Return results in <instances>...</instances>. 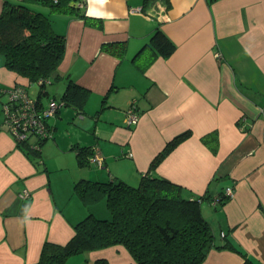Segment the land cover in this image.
Here are the masks:
<instances>
[{"label": "crops", "instance_id": "0c3cea01", "mask_svg": "<svg viewBox=\"0 0 264 264\" xmlns=\"http://www.w3.org/2000/svg\"><path fill=\"white\" fill-rule=\"evenodd\" d=\"M45 7L66 38L59 83L49 88L61 94L71 78L87 89L84 111L90 118L84 112L81 127L91 138L73 129L59 133L52 117L54 138L44 145L50 154L43 148V162L35 163L0 123V264H35L46 241L67 243L87 213L74 198V183L112 178L80 174L76 145H97L117 177L125 173V179L137 180L152 172L180 184L186 196L207 193L202 211L217 242L225 241L224 232L254 263L264 264V0L78 3L77 12L96 23ZM157 27L174 48L143 69L152 59L147 43ZM107 42L125 43V54L106 51ZM17 80L0 59V87ZM131 107L138 119L129 123ZM70 108H60L58 115L70 119ZM186 131L190 135L151 168L166 143ZM212 132L219 140L215 152L202 140ZM228 186L235 195L215 206L210 199ZM99 258L137 264L121 244L74 254L64 264H94ZM243 262L238 250L212 248L202 264Z\"/></svg>", "mask_w": 264, "mask_h": 264}, {"label": "trees", "instance_id": "16d2710c", "mask_svg": "<svg viewBox=\"0 0 264 264\" xmlns=\"http://www.w3.org/2000/svg\"><path fill=\"white\" fill-rule=\"evenodd\" d=\"M153 1L156 0H144L145 5ZM80 2L85 0H4L0 13V52L4 56V65L18 77L14 86L21 87L26 93L24 97L36 104V108L47 107L55 101L58 108L53 115L69 105L82 115L87 89L69 78L61 94L50 92L49 86L61 77L59 65L64 57L66 38L54 28L50 15L37 10L34 5L49 6L51 12L75 13L88 23H96L86 13L77 12ZM148 46L152 59L143 69L159 54L168 55L174 43L157 27ZM104 49L122 57L126 44L107 42ZM33 83L39 86L36 97L28 92ZM0 89L8 90L10 87ZM44 96L48 97L47 104L44 103ZM50 116L44 121L50 127V135L35 138L36 135L32 134L18 143L19 148L35 163L43 162V145L54 138V127L48 120ZM189 135L190 131H186L169 140L155 155L151 168ZM202 140L214 152L217 151L219 140L215 132L203 135ZM95 148L97 145L74 146L78 163L85 165L91 162ZM73 190L88 206L106 196L110 217L87 212L74 224L75 233L67 243L46 241L35 264H64L74 254L119 244L128 249L137 264H202L212 248L238 250L244 257L243 264H256L224 232L222 237L226 238L225 241L217 242L213 227L202 211V203L209 197L207 193L193 198L186 196L180 184L152 172L143 174L136 186L117 176L104 180L82 178L74 183ZM94 264L110 263L106 258H99Z\"/></svg>", "mask_w": 264, "mask_h": 264}, {"label": "built area", "instance_id": "2783aa9c", "mask_svg": "<svg viewBox=\"0 0 264 264\" xmlns=\"http://www.w3.org/2000/svg\"><path fill=\"white\" fill-rule=\"evenodd\" d=\"M3 91L9 92V99L4 105V120L7 122L10 130L15 134L18 143L25 140L28 135L34 134L36 135L35 138H37L39 136L46 137L51 134V131L49 130L50 127H48L47 123L44 121L45 119L47 120L48 116L53 115L57 111L58 104L55 101H51L47 107L36 108V104H34L30 99L24 97L26 93L21 87H18V85H13L8 90L0 89V94ZM133 112V107H131L130 113L132 114L127 118L129 123L136 122L138 119L137 115ZM94 150V153L90 157V161L100 167H103L105 159L103 153L98 147ZM26 194H28V192L24 191V195ZM234 195V187L228 186L225 189V196L233 197ZM222 199L223 198L220 196H215L212 199V203L216 204L221 202Z\"/></svg>", "mask_w": 264, "mask_h": 264}, {"label": "rangeland", "instance_id": "374dc122", "mask_svg": "<svg viewBox=\"0 0 264 264\" xmlns=\"http://www.w3.org/2000/svg\"><path fill=\"white\" fill-rule=\"evenodd\" d=\"M34 7L37 10H43V11L45 10V11H47V8L44 5H42V4H36V5H34ZM143 55L140 56L137 59L138 62L142 59ZM0 59L2 60V62H4V56L1 53H0ZM53 82L54 83H52V84H57V83H59V80H56V81H53ZM2 88H4L3 85H2ZM38 90H39V86H38L37 83H33V84H31L28 87V92L33 97H36L37 96ZM50 92H51V90H50ZM0 95H2L0 97V111H1V113H0V115H1L0 116L1 117L0 123H2L3 125H5L6 128L8 129V131L10 133H12V135L15 137V139H17L16 136H15V134L10 130L7 122L4 120V117H5L4 105H5V103L9 99V92L8 91H3ZM43 99H44V103L47 104L48 97L47 96H44ZM70 107H71L70 108L71 111H74V114H73L74 120H72L73 117H71L70 119H68V118L63 119V118L60 117L61 116L60 114L59 115L58 114L57 115L55 114V115L50 116L48 118L50 124L54 126V119L52 117H55L56 118L55 120H57V128H56V130L59 133L67 135L69 129L70 130L73 129V132H75L77 135H79L82 139L88 140L89 138H91V136L88 134V132H87V130L85 128L81 127L82 124L85 123L82 120V115L80 116L79 114H77L76 109L73 106H70ZM85 116L87 118H90V116L86 112H85ZM69 120H71V121H69ZM93 120H94V122L96 121V119H94V118H93ZM102 120H103V117H102ZM92 125H93V123H92ZM88 131L90 132V134L94 138L95 137V134L93 133V127H90V129H88ZM50 140H47L46 142L48 143ZM46 142L44 143V145H47ZM44 145H43V148H44ZM44 149H47L48 150V146H45ZM48 153L50 154V151L49 150H48ZM112 159H113V157H112V155H110V157L108 159L109 162H112ZM88 164H90V163H87L85 165H80L79 164L80 165V174H84L88 178H95V177L108 176V175L109 176L112 175V177L115 176V173H114V171H112V168L110 169L111 170V173H109V171H108L109 169L107 167L108 164H105L104 167H100V166L96 165L95 163L94 164H90V165H88ZM54 173H56V172H54ZM124 174L125 173H123L122 176L121 175H118V177L119 178H124V176H125ZM127 178L128 179H125V178L124 179L128 183H130L132 185H135V186L138 185L139 182H140V179H139L140 177L137 180H134V176L128 175ZM74 198H75V200H78L84 206V209H85L84 214H85V212H93L96 216L106 217V218L110 217V215H111V211H110V209L108 207V204H107L106 196L101 197L98 201H96L95 203L91 204V206H88L86 203H84L82 201V198H80V196L78 194H76V193H75ZM206 201H208V200L207 199L204 200V202H206Z\"/></svg>", "mask_w": 264, "mask_h": 264}, {"label": "clouds", "instance_id": "9594fccd", "mask_svg": "<svg viewBox=\"0 0 264 264\" xmlns=\"http://www.w3.org/2000/svg\"><path fill=\"white\" fill-rule=\"evenodd\" d=\"M99 2L100 3H103L104 2V0H99ZM233 187V186H232ZM218 196H220V197H222V198H226V196H225V191L221 194V195H218ZM215 197V196H214ZM214 197H212L211 199H213ZM228 198V197H227ZM222 200H224V199H222Z\"/></svg>", "mask_w": 264, "mask_h": 264}]
</instances>
